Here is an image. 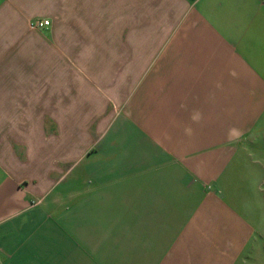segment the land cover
<instances>
[{"label":"crops","instance_id":"crops-1","mask_svg":"<svg viewBox=\"0 0 264 264\" xmlns=\"http://www.w3.org/2000/svg\"><path fill=\"white\" fill-rule=\"evenodd\" d=\"M56 7L0 0V264H263L264 0H111L62 78Z\"/></svg>","mask_w":264,"mask_h":264},{"label":"rangeland","instance_id":"rangeland-1","mask_svg":"<svg viewBox=\"0 0 264 264\" xmlns=\"http://www.w3.org/2000/svg\"><path fill=\"white\" fill-rule=\"evenodd\" d=\"M85 0H72L71 6L66 5L64 0H57V16L56 19L60 21L59 29L57 30V40L56 47L63 51V43L65 34H69L73 40V52L72 55H59L61 57L60 60V68L57 71L59 77H63L64 75V67L68 64H77L79 61V47L78 43L81 39V34L84 39L89 40L91 36L90 33L96 32L97 30H107L110 29L111 25V15H112V7L111 0H86V4L84 5ZM98 3V5H96ZM65 4V5H64ZM102 18V23L97 18ZM90 32V33H89ZM41 40H48V37L41 34ZM85 41V40H84ZM74 44H77L75 47ZM42 45V44H41ZM61 103V102H60ZM59 104V103H58ZM57 104V108H58ZM58 110V109H57ZM63 110V109H59ZM56 137H61L58 134V129H56ZM89 141L90 139L94 141V132H90L89 128ZM258 264H262L259 262ZM264 264V261H263Z\"/></svg>","mask_w":264,"mask_h":264},{"label":"built area","instance_id":"built-area-1","mask_svg":"<svg viewBox=\"0 0 264 264\" xmlns=\"http://www.w3.org/2000/svg\"><path fill=\"white\" fill-rule=\"evenodd\" d=\"M51 25L50 20H42V21H37L33 24V27L38 28V29H45ZM0 263H1V257H0Z\"/></svg>","mask_w":264,"mask_h":264}]
</instances>
